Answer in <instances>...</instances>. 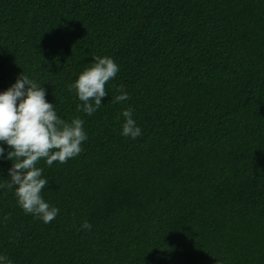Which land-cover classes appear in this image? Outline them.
<instances>
[{"label":"trees","instance_id":"16d2710c","mask_svg":"<svg viewBox=\"0 0 264 264\" xmlns=\"http://www.w3.org/2000/svg\"><path fill=\"white\" fill-rule=\"evenodd\" d=\"M95 56L120 71L89 116L68 85ZM22 73L88 138L66 163L38 165L51 223L0 188V255L264 264V0H0V92ZM120 85L130 98L113 103ZM129 108L136 139L121 135ZM11 166L0 158V183Z\"/></svg>","mask_w":264,"mask_h":264},{"label":"clouds","instance_id":"9594fccd","mask_svg":"<svg viewBox=\"0 0 264 264\" xmlns=\"http://www.w3.org/2000/svg\"><path fill=\"white\" fill-rule=\"evenodd\" d=\"M91 67L82 71L68 91H74L81 104L78 112L91 116L102 105V98L108 95L106 84L115 79L119 66L108 56H95ZM121 94L113 103L130 97L123 86L117 87ZM121 135L136 139L142 135L141 128L133 118L131 108L123 110ZM119 119V118H118ZM84 120L77 117L70 122L61 119L55 105L46 100V89L23 73L6 91L0 92V158L12 162L8 170L9 179L0 183V188L15 189L17 203L26 214L51 223L59 214V209L50 206L42 196L48 185L43 177L44 169L38 167L43 160L48 167L53 162L61 164L78 156L82 143L87 140ZM7 145L9 151L5 156ZM8 219V217H5ZM82 229L90 230L91 224L84 221ZM0 264H12L7 256L0 255Z\"/></svg>","mask_w":264,"mask_h":264}]
</instances>
